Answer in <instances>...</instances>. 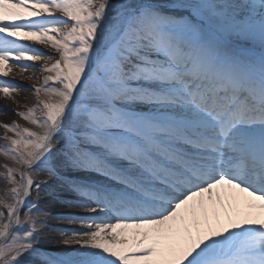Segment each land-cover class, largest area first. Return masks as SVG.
Returning a JSON list of instances; mask_svg holds the SVG:
<instances>
[{
	"label": "snow or ice",
	"instance_id": "6c2138e0",
	"mask_svg": "<svg viewBox=\"0 0 264 264\" xmlns=\"http://www.w3.org/2000/svg\"><path fill=\"white\" fill-rule=\"evenodd\" d=\"M10 74L0 264H264V0H0Z\"/></svg>",
	"mask_w": 264,
	"mask_h": 264
},
{
	"label": "rangeland",
	"instance_id": "374dc122",
	"mask_svg": "<svg viewBox=\"0 0 264 264\" xmlns=\"http://www.w3.org/2000/svg\"><path fill=\"white\" fill-rule=\"evenodd\" d=\"M26 44H29L31 46L29 47H39L42 49V53L46 54V55H55L51 49L49 48H46L44 47L43 45H40V44H37V45H32L30 41L28 42H25ZM35 68H39L40 67V63L37 62L33 65ZM30 75H35V76H40V73L39 72H29ZM35 83L34 80H29V88H28V91L26 93V98H12L11 99V106L9 109H1L0 108V124H10L12 122H16V123H20L21 125L23 126H28L27 123L23 120H21L19 117H17L15 115V112L16 111H26L27 107L31 106L33 103H34V97L32 95V88H33V84ZM4 135V130L3 128H0V145H3L4 141L2 139ZM5 163L3 157H0V165H3ZM3 169L0 168V172H2ZM8 187L4 181L2 179H0V194H3L5 188ZM46 196H49V195H44L41 197L44 198ZM53 196V195H52ZM63 197H65L63 195ZM32 198H35V193H33V197ZM62 212L65 213V212H71V213H74L72 209L70 208H63L62 209ZM53 217L57 216V212H52L50 213ZM55 219V218H53ZM56 222V225H53V223H47L48 227H59V226H68V225H71L67 222H61V221H57L55 220ZM79 225V224H78ZM45 235L48 236V237H51V240H56V242H53L51 244H45V248H48V247H51V248H54V249H62L64 246L59 244L58 241L62 238L59 231H55L54 229H49V230H46L45 231Z\"/></svg>",
	"mask_w": 264,
	"mask_h": 264
},
{
	"label": "bare ground",
	"instance_id": "6f19581e",
	"mask_svg": "<svg viewBox=\"0 0 264 264\" xmlns=\"http://www.w3.org/2000/svg\"><path fill=\"white\" fill-rule=\"evenodd\" d=\"M31 44L37 45L36 43H33V42H31ZM29 46H31V45H29ZM15 71L16 70L14 69L13 72H15ZM29 75H30L29 72L24 73L25 77H27ZM0 81L9 82L11 84H14L19 89V91L12 93L13 99L16 97L19 99L27 97L26 93H27L28 88L30 86L28 79H21L19 76L10 74L8 77H0ZM10 106H11V99H7L3 96V94H0V108L1 109H9ZM55 187L56 186L53 184V186L48 189V191L50 193L49 196H46V197L41 199L42 207H44L49 213L57 212V216H59V215H78V216L87 215L86 213H84L83 211L78 210V209H72L74 213H71V212L63 213L62 209L66 208V207H63L61 205L60 201L65 199V197H63L64 194H62L58 191H55ZM55 220L61 221L58 219H49V220H47V223H53V225H56ZM61 222H66V221H61ZM80 228H81L80 224L79 225L78 224H71L68 226H59V227H52V228L49 227V228H46L44 231L49 230V229H51V230L52 229H54V230H57V229H76V230H79ZM53 242H56V240H51L49 244H51ZM46 244H48V243H46Z\"/></svg>",
	"mask_w": 264,
	"mask_h": 264
}]
</instances>
